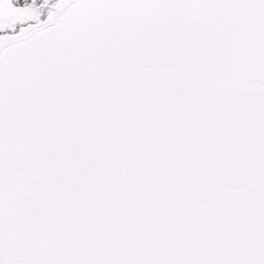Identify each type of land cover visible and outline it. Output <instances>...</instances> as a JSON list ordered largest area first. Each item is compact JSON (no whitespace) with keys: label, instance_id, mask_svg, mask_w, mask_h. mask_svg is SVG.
Wrapping results in <instances>:
<instances>
[{"label":"snow or ice","instance_id":"snow-or-ice-1","mask_svg":"<svg viewBox=\"0 0 264 264\" xmlns=\"http://www.w3.org/2000/svg\"><path fill=\"white\" fill-rule=\"evenodd\" d=\"M0 264H264V0H0Z\"/></svg>","mask_w":264,"mask_h":264}]
</instances>
